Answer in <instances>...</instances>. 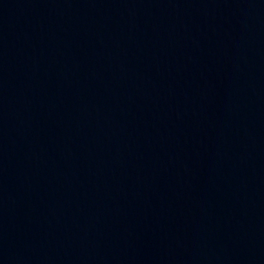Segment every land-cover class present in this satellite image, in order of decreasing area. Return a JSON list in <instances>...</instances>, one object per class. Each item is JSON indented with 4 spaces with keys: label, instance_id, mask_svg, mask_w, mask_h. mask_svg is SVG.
Returning a JSON list of instances; mask_svg holds the SVG:
<instances>
[{
    "label": "water",
    "instance_id": "obj_1",
    "mask_svg": "<svg viewBox=\"0 0 264 264\" xmlns=\"http://www.w3.org/2000/svg\"><path fill=\"white\" fill-rule=\"evenodd\" d=\"M0 264H264V0H0Z\"/></svg>",
    "mask_w": 264,
    "mask_h": 264
}]
</instances>
